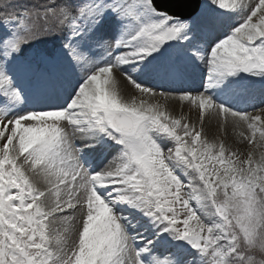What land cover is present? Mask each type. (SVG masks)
<instances>
[{
  "label": "snow or ice",
  "instance_id": "6c2138e0",
  "mask_svg": "<svg viewBox=\"0 0 264 264\" xmlns=\"http://www.w3.org/2000/svg\"><path fill=\"white\" fill-rule=\"evenodd\" d=\"M0 264H264V0H0Z\"/></svg>",
  "mask_w": 264,
  "mask_h": 264
},
{
  "label": "bare ground",
  "instance_id": "6f19581e",
  "mask_svg": "<svg viewBox=\"0 0 264 264\" xmlns=\"http://www.w3.org/2000/svg\"><path fill=\"white\" fill-rule=\"evenodd\" d=\"M184 111H187V109H184ZM249 111H252V110H251V109H249ZM176 114H177V115H179V114H180V111H179V110H177Z\"/></svg>",
  "mask_w": 264,
  "mask_h": 264
},
{
  "label": "rangeland",
  "instance_id": "374dc122",
  "mask_svg": "<svg viewBox=\"0 0 264 264\" xmlns=\"http://www.w3.org/2000/svg\"><path fill=\"white\" fill-rule=\"evenodd\" d=\"M185 112H187V111H185ZM194 118V117H193Z\"/></svg>",
  "mask_w": 264,
  "mask_h": 264
}]
</instances>
